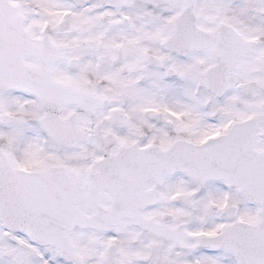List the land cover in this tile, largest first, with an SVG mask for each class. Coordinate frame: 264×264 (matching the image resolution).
Instances as JSON below:
<instances>
[{"label":"snow or ice","instance_id":"1","mask_svg":"<svg viewBox=\"0 0 264 264\" xmlns=\"http://www.w3.org/2000/svg\"><path fill=\"white\" fill-rule=\"evenodd\" d=\"M0 264H264V0H0Z\"/></svg>","mask_w":264,"mask_h":264}]
</instances>
